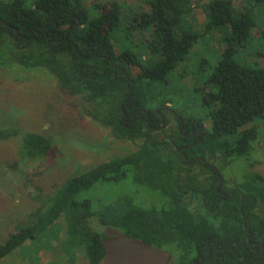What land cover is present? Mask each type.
Instances as JSON below:
<instances>
[{"label":"trees","instance_id":"trees-1","mask_svg":"<svg viewBox=\"0 0 264 264\" xmlns=\"http://www.w3.org/2000/svg\"><path fill=\"white\" fill-rule=\"evenodd\" d=\"M146 2L147 9L133 7L135 23H129L128 13L122 14L124 1L94 0L91 10L96 14L90 16L84 0H0V66L16 63L46 71L62 90L79 98L87 116L135 146L55 186L41 208L26 223L16 224L0 244V259L48 234L51 245L58 244L60 259L49 264H75L77 255L85 264H99L107 253V236L90 227V218H95L107 230L169 253L173 264H264V174L252 169L264 124V66L237 61L239 48L234 45L243 48L254 27L264 42V22L258 28L253 14L264 11V0H253L235 15L232 0L205 4L203 25H226L229 40L207 77L215 90L202 94L210 128L190 138L180 124L159 128L156 110L170 100L156 99L161 94L156 84L166 80L199 40V31L182 24L195 0ZM123 19L130 33L132 26L140 35L150 57L142 59L131 49L116 51L110 35ZM175 111L188 133L193 119ZM18 134L16 127L0 128V140ZM21 144L20 161L42 160L52 138L26 132ZM241 159L246 161L242 178L223 179L221 169ZM128 177L139 190L99 205L82 196L98 183Z\"/></svg>","mask_w":264,"mask_h":264},{"label":"rangeland","instance_id":"rangeland-1","mask_svg":"<svg viewBox=\"0 0 264 264\" xmlns=\"http://www.w3.org/2000/svg\"><path fill=\"white\" fill-rule=\"evenodd\" d=\"M118 1L127 3V6L123 5L122 14L128 13L129 23H135L131 15L134 6L148 8L147 0ZM208 1L195 0L190 15L182 22L183 26L190 25L201 33L197 44L167 74L166 80L156 84L157 91L161 92L157 100L169 99L164 106H173L185 116L198 117L207 130L211 120L202 105V94L215 90L214 86L207 84V77L219 57L220 49L229 40L226 25L208 29L203 25L207 17L205 4ZM93 3L94 0H84L90 16L96 14L91 10ZM252 3L253 0H232L235 10L233 14L243 12L242 8L251 7ZM253 14L259 28L264 22V11L258 10L257 14L256 11ZM126 21L123 19L119 29L110 35L116 51L131 49L136 50L142 59L150 57L147 47L141 44L140 35L134 32L132 26L131 33L127 30ZM255 31L256 27L252 29L243 48L234 44L236 49L239 48L235 59L243 64L264 66V42ZM6 127H16L19 134L0 140V244L13 232L16 224L26 223L28 217L41 208L43 198L68 176L79 174L89 169L90 165L111 156L128 153L135 147L130 141L115 138L108 127L87 116L79 98L62 90L49 73L42 69H24L16 63L8 67L0 66V128ZM26 132L52 138V146L46 158L20 161L19 151ZM256 147L258 154L252 169L264 174V124H260ZM245 165L246 161L242 159L232 165L227 164L221 169L223 179L239 181ZM227 184L231 185L229 182ZM137 190L138 185L128 177L117 183H98L82 196L91 199L94 205H99L101 201ZM144 200H147L145 194ZM260 209L264 212V203ZM58 225L63 231V221H59ZM89 225L107 236V253L99 264H173L169 253L141 245L112 229L107 230L95 218H90ZM43 236L47 238L33 239L0 259V264L60 262L56 255L58 244L51 245L53 238L50 241L48 234ZM75 264H85V260L77 255Z\"/></svg>","mask_w":264,"mask_h":264},{"label":"flooded vegetation","instance_id":"flooded-vegetation-1","mask_svg":"<svg viewBox=\"0 0 264 264\" xmlns=\"http://www.w3.org/2000/svg\"><path fill=\"white\" fill-rule=\"evenodd\" d=\"M3 24H5V23H3ZM18 34L19 33L16 34V32H15V35H14L15 39H16V36ZM156 112L160 115V117L162 116L164 118V124L163 125L160 124L159 128L165 126L166 128L169 129V128L173 127L174 125L180 124L182 133H184L188 138L193 137V136H195L197 134H199L200 136L204 135L203 134V129L205 127L203 126V124L201 122H198V117L197 118L191 117V119H193V120H191V124H190L191 130L187 133V132H185V128H184V125H183V119L175 111V107H173V106L172 107L171 106H161L159 110H156ZM162 112L164 113V115L162 114ZM165 116L168 118V124L167 125L165 124L166 123L165 122ZM200 126H203V128H201ZM182 148H185V147L183 146ZM196 158H198V157H196Z\"/></svg>","mask_w":264,"mask_h":264},{"label":"water","instance_id":"water-1","mask_svg":"<svg viewBox=\"0 0 264 264\" xmlns=\"http://www.w3.org/2000/svg\"><path fill=\"white\" fill-rule=\"evenodd\" d=\"M7 25V24H6ZM18 33V30H16V34ZM161 125H163L164 124V118L161 116ZM204 134V133H203ZM184 159L186 160V156H184ZM201 159V158H200ZM202 160V159H201ZM197 161V158H195V159H193L192 161H190L189 163H195ZM215 170L217 169L216 167H213ZM217 176H218V178H219V181H218V184H217V190H219L220 191V188H221V186H222V183H223V179H222V177H221V175L218 173L217 174ZM243 200H244V198L242 197V199H241V208H242V204H243ZM248 225V227H249V224H247ZM250 237H251V235L249 234V239H250ZM262 248V247H261ZM262 256L264 257V250H263V248H262Z\"/></svg>","mask_w":264,"mask_h":264}]
</instances>
